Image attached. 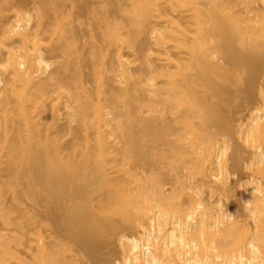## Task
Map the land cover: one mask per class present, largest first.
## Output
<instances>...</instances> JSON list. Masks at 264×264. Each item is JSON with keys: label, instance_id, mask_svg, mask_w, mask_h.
Segmentation results:
<instances>
[{"label": "bare ground", "instance_id": "obj_1", "mask_svg": "<svg viewBox=\"0 0 264 264\" xmlns=\"http://www.w3.org/2000/svg\"><path fill=\"white\" fill-rule=\"evenodd\" d=\"M91 2L0 0V264H264V0Z\"/></svg>", "mask_w": 264, "mask_h": 264}, {"label": "rangeland", "instance_id": "obj_2", "mask_svg": "<svg viewBox=\"0 0 264 264\" xmlns=\"http://www.w3.org/2000/svg\"><path fill=\"white\" fill-rule=\"evenodd\" d=\"M102 1L101 0H92L91 4L93 3L92 5H94L95 7L98 6L99 8H101V4L100 3ZM112 4H113L112 2H109L107 4V9H109V10L112 9ZM30 7H31V5H28L29 9H30ZM75 8L76 7L74 6L73 10H75V14L77 13L76 11H78L81 14H83L82 10H80L79 8L78 9H75ZM32 11H34V10H32ZM81 14H79V15H81ZM86 15L89 17V14H87V13H85V16L81 15L82 18H80V19H82V22L81 21H77V23H75V29H76L77 36L79 38H81V39L84 38L87 41L89 38L87 39L86 37L88 35L90 36L91 27L87 23L88 20H86ZM87 19H89V18H87ZM248 107H249L248 103L243 102L241 99L240 100L239 99H235L229 105H227L225 109H226V111H227V113L229 115H232L234 118H238V117H241L242 115H245L247 113ZM248 153H249V151H247L246 149L243 150V155L244 156L248 155ZM231 162H232V160L229 159V163H231ZM232 164H233V162L231 163V166H233ZM243 173H244V170L242 168H234L233 175H232V183H231L233 189H236L235 180L238 177H240ZM223 202H224V204H226L225 207L227 209L235 208V210L238 209L237 211L242 209L241 199H240L239 196H236L235 202L233 201L234 202V206L236 205V207H233V206L230 207L229 206L230 205V203H229L230 201L226 197L223 198ZM227 203H228V205H227ZM38 211L41 214L45 215V212L43 211V209L39 208ZM51 225H52V228H51L52 235H54V236L57 235L58 237H65L66 236V233L64 232V230H62L59 227H57L56 224L53 221H51ZM73 247L77 250V253H78V261H77L78 264H92L95 259L102 260V261H107V260L113 258L116 254H118L117 240H116L114 235L111 236V242L110 243H108V242L102 243L97 248V250L95 249V250L91 251L92 252L91 256L89 254L91 252L87 253L88 250L82 248L81 246L79 247L78 245H76V243L73 244ZM93 258H95V259H93Z\"/></svg>", "mask_w": 264, "mask_h": 264}]
</instances>
